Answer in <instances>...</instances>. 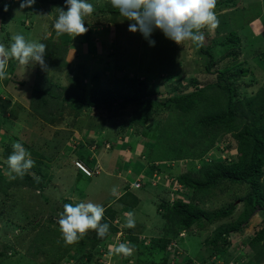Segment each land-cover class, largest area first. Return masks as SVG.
I'll use <instances>...</instances> for the list:
<instances>
[{
    "label": "rangeland",
    "instance_id": "rangeland-1",
    "mask_svg": "<svg viewBox=\"0 0 264 264\" xmlns=\"http://www.w3.org/2000/svg\"><path fill=\"white\" fill-rule=\"evenodd\" d=\"M21 2L22 0H13L12 4L8 5V13L4 16L5 23L2 24L3 31H0V43L10 47L11 37L14 34H22L29 41L46 43V51L55 56L52 62L47 65L46 71L56 72L54 76L49 73L51 76L48 77L45 74L46 71H40L39 64L21 65L12 58L6 68L9 78L0 80V159L2 154L6 153L8 157L12 153L13 143H21L30 152L31 159L35 161V166L27 170L25 174L38 183L42 181L46 183V188L43 191L24 187L25 185H19L18 189H11L10 195L17 198V201L15 200L18 203L16 212L25 226L30 227L29 222L32 220L43 223L44 219L50 216L58 220L66 203H71L73 206L80 202L103 205L113 200L121 194L120 187L125 185L124 181L129 184L134 183V175L127 177L124 170L127 168L131 170L134 167L136 170L143 171L144 176H148V172H150L151 161L147 154L139 164L133 162L138 160L127 158V152L131 151V156L137 159L139 152L143 151L144 144L156 141L167 124L171 127L172 132H176V116L169 115V112L163 110L160 104L156 105L157 109L141 133L131 137L129 130L124 133V127L130 117V110L126 108L113 107L105 112L88 110L83 106V111L74 119L69 116L72 111L70 107H67V102L59 100L56 104L48 98V105L43 109L41 104L31 101L34 96L32 87H41L44 82L42 78L45 75L48 77L47 83L59 84L64 87L62 91H55L59 98H68L74 97L75 94L67 89L71 84L70 79L73 77H76L79 82L82 81L83 84L89 85L92 77L98 74L99 89L111 90L119 87L118 85L122 84L125 79L127 80L128 76L134 75L136 67L139 68L140 64H143L141 71L145 75L139 73L138 78L146 80L155 91L164 95L172 93L176 89L189 91V85L193 81L200 85L214 83L218 78V71L224 70L237 61L242 64L228 72V75L232 73L237 75L231 81L236 91L242 97H251L260 88L264 89V4L260 5L261 0H246V5L239 0H234L241 6L233 9L231 15L218 16L219 26L214 31L208 27L201 29L205 36L202 46L198 47L191 41H185L181 45L176 44L178 48L173 49L170 54V48L175 46L171 40L170 45L165 48L147 44L146 48L151 53L150 55L145 54L142 50L145 38L139 32L131 33L128 31L129 25H122V23L114 25L103 20L102 14L98 11L117 9L111 5L110 0H88L94 7V12L84 17L85 27L88 31L76 37L67 33H58L54 28L60 9L67 11L66 3L56 6L35 0L32 7L21 9ZM47 6L48 11L45 10ZM224 21L225 24L222 25ZM116 31L117 38L121 36V41L116 42L114 48ZM155 32L153 31L152 35ZM229 33H234L236 40L239 41L238 44L212 48L211 44L225 41ZM104 34L107 38L102 37ZM124 37L129 40L123 41ZM159 41L162 42L160 38ZM102 43L109 44L106 54L101 47ZM156 44L158 43L155 42ZM72 45L75 47L73 48ZM76 46H81L82 49L78 51ZM205 49H208L211 58L204 52ZM89 50L93 52L89 53V56L95 60V65L94 61L88 62L89 60L81 56L83 54L87 57ZM179 50H181L180 54H178ZM158 52L162 56L157 59L155 53L158 56ZM232 54H235L234 60ZM44 60L47 64L49 58L44 56ZM100 60L109 62L108 66L100 64ZM159 61L162 62L159 63ZM64 62L70 69L69 76L66 75V69L62 68ZM209 63L212 64L210 73H206L204 67ZM241 70L247 71V74H240ZM166 71L173 74L165 75ZM179 71L181 73L178 75ZM91 72L93 74H90ZM122 77V82L117 85L115 81ZM84 95L87 102L88 90ZM161 98H165V96H161ZM161 101L163 100H160L159 103ZM57 109L64 111L65 114L60 115ZM51 113H55L58 121L48 122L46 120L45 122L43 114L45 118L49 119ZM219 138L201 158L179 161L173 165L170 172L175 175L185 172L194 174L200 171L202 166L210 164L212 161L229 162L236 159L237 144L235 141L229 135ZM193 141L194 145L199 144L198 140ZM183 143L186 145L185 141ZM5 145H8L12 150L3 148ZM125 145H127L126 148ZM197 146L199 151L204 148L200 145ZM129 147L130 149H128ZM77 149L81 154H89L92 162L90 166H94L93 168L98 166V175L86 178L79 173L80 171L75 166V163L78 162L76 160ZM129 159L132 161L129 162ZM3 161L6 163L7 160ZM146 166L147 171L143 169ZM133 173L137 175V173ZM16 176L17 178L22 177ZM261 182L264 183V177ZM163 186L165 185L160 188L168 190ZM113 188L116 189L115 194H113ZM246 190L245 185L237 186L229 191L214 190L210 193L211 195L206 194L200 197L201 204H204V209L209 212L226 207L233 201L236 205L234 214L227 221L206 226L199 233L195 229L194 235H187L178 240V260L177 257L168 255V264H184L181 260L183 257L193 259V264H252L250 250L246 244L262 222L264 213L255 212L251 216L253 212L249 210V205L236 200V197L243 195ZM153 192L147 194L141 191L138 194L141 203L133 212L135 227L130 228L134 235L138 236V239L146 241L144 245L151 241V236L157 238L162 227V219L156 211L157 200L153 196ZM178 198L188 199L186 193L179 194ZM0 201H2L1 196ZM246 219L248 220L243 225L242 223ZM125 223V220L122 225L118 223V228L120 230L127 229L123 227ZM235 225H240V231L227 234L224 238L225 244L224 242L218 244L222 253L209 257L213 235L221 230L228 231ZM18 230L21 229H15L14 224L8 225V227L4 226L3 218L0 217V252L13 251L6 252L7 248L4 247L6 244L9 249L21 248L22 253L25 254L34 233L25 230L24 234H21L22 240L19 241L14 237L19 232ZM122 236V232H119L99 246L100 254L98 253L90 264H99L98 261L101 259L104 264H137L132 260L125 263L128 256L117 254L114 249L110 248V245L125 242L122 241ZM74 251L79 257L83 254L84 248L79 247ZM174 254L176 253L174 252ZM144 256L148 261L161 262L164 254L157 255L148 251ZM0 264L36 263L26 259L24 255L15 253L7 259H3ZM74 264H82V261L80 260L78 263L74 261Z\"/></svg>",
    "mask_w": 264,
    "mask_h": 264
},
{
    "label": "trees",
    "instance_id": "trees-1",
    "mask_svg": "<svg viewBox=\"0 0 264 264\" xmlns=\"http://www.w3.org/2000/svg\"><path fill=\"white\" fill-rule=\"evenodd\" d=\"M41 1L56 6L66 3V0ZM233 3H235L234 0L217 1L214 9L217 18L220 16L218 10L223 7H233ZM5 9L6 7L0 8V31H3L2 24L5 23L4 16L8 13ZM101 10L98 13L102 14L103 20L110 24L118 25L122 23V25H129L130 23L124 20V17L120 15L117 9L111 8L105 12ZM116 40L113 44L114 48L121 41L119 37ZM238 42L234 33H229L225 41L216 42L211 45L212 48H223L236 45ZM146 45L143 46L142 50L145 54L150 55L151 53L147 51ZM207 50L205 49L204 52L211 58ZM155 55L157 59L162 56L159 52V57L156 53ZM232 55V59L234 60L235 54ZM45 56L49 58L46 65L55 58L53 54L47 51L45 52ZM164 61L166 60L164 59ZM161 62L159 61V63ZM108 64L109 62L105 65L108 66ZM241 64L242 62L235 61L224 70L218 71V78L214 83L200 85L193 81L189 85V91L186 89H176V91L164 95L155 91L152 85L147 83L146 80H140L138 78L139 73L143 74L141 71L143 64H140L139 68L136 67L134 75L128 76L127 80L125 79L122 82L123 77L122 79L116 80L115 83L117 85L120 82L122 84L120 83L118 85L119 87L111 90L99 89L98 74L92 77L89 85H85L82 81L79 82L76 77H73L70 79L71 84L67 89L75 93L74 97H61L62 99L59 98L58 93L56 94L55 91H62L64 87H61L62 85L59 84L47 83V78L51 76L49 73L54 76L56 72L54 73L52 70L46 71V69H42L40 66V71H46L47 73L45 74L48 77L45 75L42 78L44 82L41 87H32V94L34 96L31 102L41 104L43 109L48 105V98L56 104H58L59 100L65 103L67 102V107H70L72 111L69 116L74 119L83 111V106L88 110L92 109L105 112L113 107L126 108L130 110V117L124 127L125 131H123L125 133L129 130L130 137L141 133L146 124L149 123L153 112L157 109V104H160L163 110L168 111L169 115L174 114L176 116V132H172L171 127L168 124H164V131L160 137L156 141H150L144 144L143 151L139 152L140 156L138 155L137 159H135L138 161L133 162L140 164L143 158L146 157L145 154H147V157L149 156L151 161L149 171H157L162 182L167 183L169 179H173L174 184L172 186L179 187L176 191H173L172 187H166L170 188L173 194L170 189H161L160 187L163 185V183L159 185L161 182L153 187L150 184H146L149 181V176L147 175L145 176L146 178H143L140 188L130 187V184L124 181L125 185L120 187L121 194L103 204L105 212L101 223H107L109 225L108 234L104 238H100L95 230H88L75 244L66 245L62 238L57 219L50 216L49 218H45L43 223L32 220L29 222L30 227L25 226L22 220L20 221V217L16 212L18 207V203L16 202L17 198L10 195L11 189H18L19 185H25L24 187L43 191L46 188V183L43 181L38 183V181H34L27 174L21 178H17L15 173L11 172L8 164L3 161L8 158L6 153H4L0 159V196L2 200L0 201V217L3 218L4 226L8 227V225L11 226V224H14L15 229H21L14 235L19 241L22 240L21 234H24L25 230L31 231L34 235L30 239V244L25 250V254L22 253L21 248L13 247L9 249V246L4 244V247L7 248L6 252L9 250L13 251L9 253L0 252V263H2L3 259L19 253L21 256L24 255L26 259L36 264H66L70 261L78 263L80 260L82 264H90L99 253L98 247L104 244L109 238H113L117 233L122 232V241H130L135 246L134 252L132 255L126 257L125 263L132 260L137 264H168V255L177 257L178 260V240L183 239L187 235H194L196 232L199 233L206 226H213L215 223L227 221L234 214L236 205L233 201L226 207L209 212L204 209L203 206L205 205L201 204L202 200L200 197L206 194L209 195L214 190L229 191L233 187L245 185L247 190L243 195L236 197V200L249 205V210L253 212L251 216L255 212L264 213V183L261 182L264 177V89L260 88L251 97H242L236 91L231 81L237 75L235 73L228 75V72ZM211 65V63L205 65L204 69L206 73H210ZM62 68L64 70L66 69V75L69 76L70 69H68L67 63L64 62ZM180 73L181 71H179L178 75ZM90 74H93V72ZM170 74L173 73L166 71L165 75ZM240 74H247V71L241 70ZM87 90L88 101L86 102L84 93H87ZM161 96H165V98H161ZM160 100L163 101L159 103ZM57 110L59 111V109ZM59 114L62 115L65 112L59 111ZM43 119L45 122L46 120L48 122L52 120L58 121L55 113L49 114V119L45 118L43 114ZM227 135L237 144L236 159L230 160L229 162L212 161L210 164L202 166L200 171L194 173L197 175L191 172L175 175L170 172L173 165L179 161L201 158L206 151L214 146L219 137H226ZM193 140H198L199 144L194 145ZM183 141H185L186 145ZM197 145L204 148L199 151ZM3 148L9 149L10 147L5 145ZM79 151L77 149L78 157L76 160L90 168L92 162L89 154H81ZM130 152H127V158L133 157L130 155ZM130 161L132 160L129 159ZM127 169L124 170L125 173ZM143 169L147 171V166L143 167ZM131 170L126 176L129 177L133 174L135 179L143 172L136 170L134 167ZM133 172L137 173V175ZM79 173L82 174L81 172ZM163 187L165 188V186ZM141 191L147 194L154 191L153 196L157 200L156 211L162 219L160 234L157 238L151 236V241L146 245H144L146 241L138 239V236H135L130 228H122L121 231L117 225L118 223L122 225L124 220L127 221L126 216H122L123 214L120 215L121 211H130L133 213L139 206L141 199L138 194ZM185 193L188 199L182 200L178 198L179 194ZM247 220H244L242 224L244 225ZM237 226H233L228 231H218V233L213 235L210 245L212 249L209 250V257L222 253L218 244L220 242H224L225 244L224 238L230 232H239L240 228ZM195 229H197L196 232ZM246 245H248V249L250 250L249 254L252 258V264H264V218ZM79 247H83L84 252L78 257L74 250ZM148 251L157 255L164 254V257L161 259V262L148 261L144 256L145 252ZM181 260H183L184 264H193V259L183 257Z\"/></svg>",
    "mask_w": 264,
    "mask_h": 264
},
{
    "label": "clouds",
    "instance_id": "clouds-1",
    "mask_svg": "<svg viewBox=\"0 0 264 264\" xmlns=\"http://www.w3.org/2000/svg\"><path fill=\"white\" fill-rule=\"evenodd\" d=\"M12 1L4 6L5 11ZM216 2L217 0H110L111 5L119 10L124 20L130 22L128 31L139 32L150 46H155V41L149 39L153 31L160 30L166 39L178 45L191 41L198 47L202 46L205 40L201 29L208 27L211 30L219 26L214 11ZM34 3L35 0H22L20 8H30ZM65 6L67 11L60 9L54 23L55 30L74 37L85 34L88 29L85 27L84 17L94 12L93 5L88 0H66ZM11 41L10 47L0 43V80L9 78L6 68L12 58L21 65L33 63L46 69L45 44L26 40L22 34H14ZM12 148L13 151L6 163L11 172L23 176L27 170L35 166V161L21 143H13ZM112 191L113 194L116 193L115 188ZM104 212L103 205L92 202H80L75 206L66 203L58 219L64 243L75 244L88 230H95L98 237L104 238L109 232V225L101 223ZM133 215L132 212L125 213L127 221L123 227H135ZM110 248L114 249L115 253L125 256L132 255L135 250L130 241L110 245Z\"/></svg>",
    "mask_w": 264,
    "mask_h": 264
},
{
    "label": "crops",
    "instance_id": "crops-1",
    "mask_svg": "<svg viewBox=\"0 0 264 264\" xmlns=\"http://www.w3.org/2000/svg\"><path fill=\"white\" fill-rule=\"evenodd\" d=\"M217 1H223V0H217ZM239 1H241L242 2V4H244V5H246L247 3H245V1L246 0H239ZM240 3V2H239ZM234 5H233V7H230V8H227V7H223V8H221L220 10H218V13L220 14V16H227V14L228 15H231V14H233L231 11L233 10V9H236V8H238V6H241L240 4H238V3H233ZM262 4H264V0H261V2H260V5L261 6H263ZM47 5V4H46ZM50 7V6H49ZM45 10H49V8H48V6H47V8L45 7ZM41 11H42V8H41ZM7 24H8V21H7ZM225 24V21L223 22V24L222 25H224ZM213 31H214V29H212ZM155 32V31H154ZM155 35H157L156 37H155ZM130 36V35H129ZM102 37H104V38H107V36L104 34V35H102ZM121 36H119V38H120ZM159 38H160V40L162 41V42H160L159 41ZM116 39H117V31H116ZM115 39V40H116ZM130 39H131V36H130ZM149 39H151V40H154L156 43H158V44H156L155 46H157V47H166V46H168V45H170V40L169 39H166L165 38V36L163 35V33L160 31V30H157V32H155V34H153V35H151V37L149 38ZM123 41H128L129 39H127L126 40V38L124 37L123 39H122ZM143 41H144V45L145 44H149L148 43V41L147 40H145V39H143ZM115 42V41H114ZM110 43V42H109ZM139 44H141V43H139ZM137 45V44H136ZM144 45H142V46H144ZM173 45H175V46H173V48L171 47L170 48V50H171V53L170 54H172V52H173V49H175V48H178V46H176V43L175 42H173ZM72 47L74 48L75 46H73L72 45ZM102 48H103V52H104V54H106L107 53V51H108V49H109V44L108 45H106L105 43H102V46H101ZM76 48H77V50L79 51V49H82V47L81 46H76ZM85 51V50H84ZM181 50H179V53L178 54H180L181 52H180ZM83 53V52H82ZM89 53H93L92 51H87V57H85L83 54H81V56H83L84 57V59H87V60H89L88 62H90L91 60H92V62H93V64L95 65V60L94 59H92V57H90L89 56ZM95 55H97V54H95ZM101 61V60H100ZM107 63V61H101L100 62V64H102V65H105ZM128 155V154H127ZM131 155V154H130ZM132 159L133 160H135V158H134V156L132 157ZM127 173H130V170H127L126 171V174ZM140 175H142V174H140ZM128 212H130V211H128ZM127 211H124V212H120V215H122V216H125V213H128Z\"/></svg>",
    "mask_w": 264,
    "mask_h": 264
},
{
    "label": "built area",
    "instance_id": "built-area-1",
    "mask_svg": "<svg viewBox=\"0 0 264 264\" xmlns=\"http://www.w3.org/2000/svg\"><path fill=\"white\" fill-rule=\"evenodd\" d=\"M11 0H0V8L4 7L5 5H7ZM107 148H109V146H107ZM75 166L76 168L83 174L85 175L86 177H93V176H96L99 174V171L96 168H93L94 166H91L90 168L89 167H86L82 162H76L75 163ZM148 176H149V181L148 183L146 184H150L151 186H155L156 184H158L159 182H161L159 185H161L163 183V185H165V187H172L173 188V191H176L177 188L179 186H172L174 183H173V179H169L168 182H162L161 181V177L158 175L157 171H150L148 172ZM143 178H146L144 175H139L135 180H134V183H132L130 185V187H133V188H140L142 186V181H143ZM165 179V178H164ZM176 188V189H174ZM170 189V188H168ZM171 190V189H170ZM99 264H104L102 262V259L100 261H98ZM67 264V263H66ZM68 264H74V261H70Z\"/></svg>",
    "mask_w": 264,
    "mask_h": 264
}]
</instances>
